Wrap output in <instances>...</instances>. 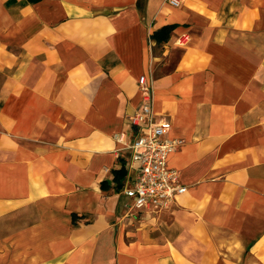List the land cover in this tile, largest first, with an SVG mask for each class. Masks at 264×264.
I'll use <instances>...</instances> for the list:
<instances>
[{"label":"crops","instance_id":"crops-1","mask_svg":"<svg viewBox=\"0 0 264 264\" xmlns=\"http://www.w3.org/2000/svg\"><path fill=\"white\" fill-rule=\"evenodd\" d=\"M178 1L0 0V264H264V0ZM143 76L160 214L126 194Z\"/></svg>","mask_w":264,"mask_h":264},{"label":"built area","instance_id":"built-area-1","mask_svg":"<svg viewBox=\"0 0 264 264\" xmlns=\"http://www.w3.org/2000/svg\"><path fill=\"white\" fill-rule=\"evenodd\" d=\"M179 6L178 0H169ZM179 46L187 44L186 38L177 41ZM142 103L135 116L129 118L130 125L138 133L132 144V165L137 176L135 186L126 194L133 198V211L163 213L175 203L177 197L187 192L181 184L179 171L168 165L169 157L182 144V141L166 138L172 125L158 121L153 104L155 100L153 85L146 77L139 79Z\"/></svg>","mask_w":264,"mask_h":264},{"label":"trees","instance_id":"trees-1","mask_svg":"<svg viewBox=\"0 0 264 264\" xmlns=\"http://www.w3.org/2000/svg\"><path fill=\"white\" fill-rule=\"evenodd\" d=\"M173 27H165L161 29L160 32H157L153 35V39L157 42L162 43V41H167L169 38L170 33L172 32Z\"/></svg>","mask_w":264,"mask_h":264}]
</instances>
